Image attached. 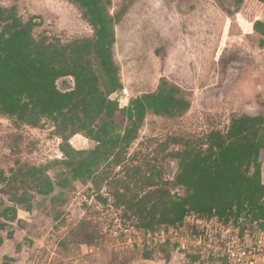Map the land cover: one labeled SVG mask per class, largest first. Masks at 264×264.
Wrapping results in <instances>:
<instances>
[{"label": "rangeland", "instance_id": "1", "mask_svg": "<svg viewBox=\"0 0 264 264\" xmlns=\"http://www.w3.org/2000/svg\"><path fill=\"white\" fill-rule=\"evenodd\" d=\"M110 1L109 12L117 18L112 65L122 86L110 99L124 109L166 81L181 89L191 109L173 119L147 115L121 165L112 159L98 169L99 185L77 182L48 197L37 193L29 172L46 170L55 184L67 172L60 164L65 143L55 125L44 119L33 128L0 116V264L5 258L11 264H264V230L249 217L227 223L192 214L178 229L148 233L137 229L114 195L117 182L132 183L135 168L143 177L159 172L171 194L183 195L175 185L179 161L171 154L184 148L170 138L199 145L211 132L226 133L233 118L264 117V37L254 28L264 22V0ZM0 6L16 7L25 23L33 18L36 40L69 44L94 36L69 0H0ZM57 85L66 92L75 81L68 77ZM105 122L99 121L94 135ZM114 123L122 134L129 126L120 114ZM67 144L77 152L98 145L89 133ZM260 162L264 170V150ZM15 197L26 203L13 204ZM9 208L16 211L12 219L5 217ZM242 248L250 252L244 262L228 257Z\"/></svg>", "mask_w": 264, "mask_h": 264}, {"label": "trees", "instance_id": "2", "mask_svg": "<svg viewBox=\"0 0 264 264\" xmlns=\"http://www.w3.org/2000/svg\"><path fill=\"white\" fill-rule=\"evenodd\" d=\"M69 1L82 11L94 31L93 38L69 44L47 38L36 40L33 18L25 23L16 7L0 6V116L33 128L49 120L66 145L71 137L85 133L98 144L89 152H77L64 144L61 149L66 160L60 164L67 172L57 175V184L46 170L31 169L36 191L45 197L53 195L57 187L67 189L77 182L99 185L98 169L112 159L113 164L121 165L123 154L138 139L147 115L173 119L185 115L192 106L180 88L163 81L157 92L136 98L121 109L110 99L122 87L112 65L117 18L109 12L111 1ZM254 28L264 37V22H256ZM68 77L74 79L75 87L62 92L57 82ZM117 114L129 123L123 134L114 123ZM102 118L107 122L94 135L93 129ZM169 141L184 148L171 154L179 161L175 185L184 189L183 195L171 194L155 170L143 177L135 168L129 176L132 183L117 182V206L126 207L137 221V229L148 233L178 229L195 214L227 223L249 217L264 230V170L260 162L264 117L233 118L226 133L211 132L199 145L179 138ZM22 183L27 184L25 179ZM132 184L136 188H131ZM12 203L26 202L15 197ZM26 209L31 212L33 206ZM15 213L9 208L5 217L12 219ZM1 264H11V259L5 258Z\"/></svg>", "mask_w": 264, "mask_h": 264}, {"label": "built area", "instance_id": "3", "mask_svg": "<svg viewBox=\"0 0 264 264\" xmlns=\"http://www.w3.org/2000/svg\"><path fill=\"white\" fill-rule=\"evenodd\" d=\"M256 225V224H255ZM256 228L257 229H259V227L256 225ZM241 251L239 252V254H236V252H234V251H232V250H230L229 252H228V257H230L233 261H236V260H234V258H236V255H238L239 256V260H238V262H244V260H243V258L242 257H245L247 254H250V252H248L247 251V248H242V249H240ZM219 250H215V253H217ZM219 253V252H218Z\"/></svg>", "mask_w": 264, "mask_h": 264}]
</instances>
